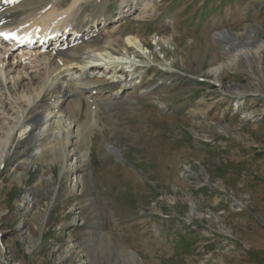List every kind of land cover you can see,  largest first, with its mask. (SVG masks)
I'll return each instance as SVG.
<instances>
[{
    "label": "rangeland",
    "instance_id": "1",
    "mask_svg": "<svg viewBox=\"0 0 264 264\" xmlns=\"http://www.w3.org/2000/svg\"><path fill=\"white\" fill-rule=\"evenodd\" d=\"M154 5L123 22L111 48L130 62L119 67L135 70L112 81L91 69L102 81L85 101L95 87L114 96L130 88L101 110L89 146L46 162L36 156L48 114L16 131L17 149L0 164V264H136L133 255L139 264H264V50L235 58L226 43L236 39L220 33L243 34L256 48L264 0ZM128 32L147 47L125 54ZM173 32L178 46L163 48L158 39ZM85 56L68 73L86 74Z\"/></svg>",
    "mask_w": 264,
    "mask_h": 264
},
{
    "label": "bare ground",
    "instance_id": "2",
    "mask_svg": "<svg viewBox=\"0 0 264 264\" xmlns=\"http://www.w3.org/2000/svg\"><path fill=\"white\" fill-rule=\"evenodd\" d=\"M109 3L110 0H0V29L10 32L22 30V33L41 29L40 33L51 32L53 36V41L47 45L26 47L18 45L20 38L8 43L0 36V164L7 160L12 150L17 149L16 131L21 129L18 136L21 137L26 126L36 128L43 112L48 114L45 121L49 127L44 137L38 139L40 150L36 159L69 161L71 156L80 153L75 145L84 141L89 146L92 142L91 134L100 126L98 117L101 110H110L116 104L115 98L127 95L130 85L123 83L118 88L120 94L116 93V96L104 94L100 87H95L92 89L94 92L86 95V101L83 98L87 89L102 81L92 75L91 69L102 68L103 74H110L112 81L132 73L134 67H130L134 64L119 67L121 63L130 62L117 57L113 47L122 41V23L132 15H136L137 20L143 19L155 10V5L154 0H123L115 14L108 11ZM88 7L94 8L93 12H88ZM101 18L104 22L99 25L97 20ZM59 30L63 31L62 37H57ZM67 32L71 35L65 38ZM220 33L225 39H236L226 43L229 52L235 51V58L243 55L250 60L251 54L259 55L264 50V41L250 49L247 42L241 40L243 34L230 30ZM126 36L125 54L132 50L131 46L143 48L147 43L139 34L128 32ZM177 38L173 32L160 37L158 43L163 48L177 47ZM250 39L253 44V37ZM83 56L89 58L90 64H85L84 69H89L88 72L78 77L74 75L77 71L68 73L71 70L69 65L83 64ZM219 69L220 66H215L212 71L217 73ZM84 106L85 119L82 122ZM110 149L120 157L118 148ZM87 154L86 150L81 153V162L86 160ZM26 155L31 157L24 153ZM133 258L136 264L140 263L136 255Z\"/></svg>",
    "mask_w": 264,
    "mask_h": 264
},
{
    "label": "snow or ice",
    "instance_id": "3",
    "mask_svg": "<svg viewBox=\"0 0 264 264\" xmlns=\"http://www.w3.org/2000/svg\"><path fill=\"white\" fill-rule=\"evenodd\" d=\"M0 35L5 36L6 38H10L14 34L13 33H0Z\"/></svg>",
    "mask_w": 264,
    "mask_h": 264
}]
</instances>
